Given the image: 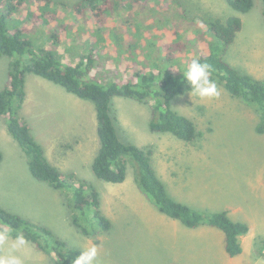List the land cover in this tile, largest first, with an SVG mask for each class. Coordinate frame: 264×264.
Wrapping results in <instances>:
<instances>
[{
    "label": "rangeland",
    "instance_id": "obj_1",
    "mask_svg": "<svg viewBox=\"0 0 264 264\" xmlns=\"http://www.w3.org/2000/svg\"><path fill=\"white\" fill-rule=\"evenodd\" d=\"M78 1L51 0L50 7L41 12L40 27L21 22L18 28L30 27L26 35L33 45L51 48L63 63L75 64L91 51L97 64L89 73L94 79L130 80L127 65L154 70L161 66V56L177 44L183 45L182 52L172 51V57L184 59L180 64L188 63L200 49L204 52L205 41L199 34H208L205 22L238 16L242 28L226 60L239 73L264 81L261 0H253L247 14L235 13L225 0H145L141 3L150 5L139 9L132 0H123L119 15L125 29L118 34L135 39L133 52L123 49L119 41V49L113 48L108 34L117 30V21L111 23L109 32L96 29L90 17L83 19L72 11ZM94 42L95 46L90 45ZM115 58H123L124 64L115 65ZM7 63L5 57L0 58V90L6 82ZM215 84L218 97L201 99L187 92L171 101V108L195 125L197 135L190 143L148 128L152 101L115 97L110 114L119 139L150 154L152 167L173 200L198 212L226 211L231 220L248 226L239 238L240 255L231 258L225 253L220 231L205 226L188 229L159 213L135 184L130 166L121 184L97 180L90 170L98 148L92 104L33 75L25 78L19 118L51 165L74 183H87L97 190L100 212L111 228L107 233L90 229L94 234L84 236L72 225L65 194L31 177L26 157L8 134L3 118L0 208L49 229L69 248L96 245V264H264V137L253 130L257 118L253 110ZM16 243L8 236L0 243V257L14 255L22 264H52L29 242L13 247Z\"/></svg>",
    "mask_w": 264,
    "mask_h": 264
},
{
    "label": "trees",
    "instance_id": "obj_2",
    "mask_svg": "<svg viewBox=\"0 0 264 264\" xmlns=\"http://www.w3.org/2000/svg\"><path fill=\"white\" fill-rule=\"evenodd\" d=\"M132 1L138 9L143 5H150V2L141 3L145 0ZM122 2L123 0H80L72 11L83 19L90 17L89 21L93 22L96 29L103 27L107 32L111 23L117 21V30L108 34L115 44L113 48L119 49L116 46L119 41L123 49L133 52L136 48L135 39L129 34H118L120 30L125 29L124 18L119 15V12H123L119 5ZM225 2L237 14H247L253 8V0ZM261 3L264 22V0H261ZM50 5L51 0H0V58L5 57L8 60L6 82L0 90V118L4 119L8 134L26 157V166L31 177L65 194L67 207L71 211V223L82 235L89 236L92 231L107 233L110 230V221L100 212L97 190L87 183H74L51 165L41 145L19 118L18 111L24 100L27 75L44 79L92 104L98 148L92 158L90 170L97 180L108 184H121L125 181L127 168L130 166L133 169L135 184L159 213L178 221L188 229L205 226L220 231L224 238L225 253L231 258L240 255L242 248L239 238L248 232V226L231 220L226 211L198 212L173 200L157 177L150 154L119 139L110 114V106L115 97L131 99L138 103L152 101L148 128L152 132L171 134L185 143L192 142L197 135L195 125L185 116L175 112L171 108V101L190 92L183 73L193 60H199L211 66L209 79L212 82L220 84L231 97L239 99L253 110L257 117L253 130L257 136L264 137V81L239 73L226 60L229 46L241 31V19L238 16H230L223 22H205L208 34H199L205 41L202 43H205L204 52L200 49L197 55L189 58L186 61L188 63L184 65L180 64L184 59L172 57V51L182 52L183 45L177 44L161 56V66L154 70H141L127 65L130 80H118L119 77L116 76L111 81H102L90 77V71L97 67L94 58H91V51L75 64L63 63L51 48H37L33 45L26 35L31 32L30 27L18 28L21 22L31 23V28L40 27V22L44 20L41 12L47 10ZM33 6L35 10L32 9ZM122 36L124 40L120 41ZM90 45L95 46L96 42ZM113 62L119 66L124 64V59L115 58ZM1 160L0 152V163ZM1 227L7 228L4 232L11 238L16 239L22 235L36 250L51 258L52 264H74L75 258L81 252L67 247L66 243L56 238L49 229L2 208Z\"/></svg>",
    "mask_w": 264,
    "mask_h": 264
},
{
    "label": "clouds",
    "instance_id": "obj_3",
    "mask_svg": "<svg viewBox=\"0 0 264 264\" xmlns=\"http://www.w3.org/2000/svg\"><path fill=\"white\" fill-rule=\"evenodd\" d=\"M210 71L211 66L207 63H201L199 60H193L189 64L187 70L183 73L184 80L190 88L189 95H194L201 99L219 96L216 84L209 79ZM7 239V234L0 232V243H3ZM16 242L13 247L23 245L25 239L20 235L16 237ZM97 256L98 248L96 245L86 247L75 258L74 264H96ZM0 264H22V262L18 257L10 255L0 257Z\"/></svg>",
    "mask_w": 264,
    "mask_h": 264
},
{
    "label": "crops",
    "instance_id": "obj_4",
    "mask_svg": "<svg viewBox=\"0 0 264 264\" xmlns=\"http://www.w3.org/2000/svg\"><path fill=\"white\" fill-rule=\"evenodd\" d=\"M11 137V136H10Z\"/></svg>",
    "mask_w": 264,
    "mask_h": 264
}]
</instances>
